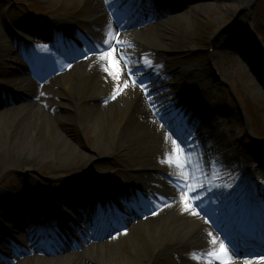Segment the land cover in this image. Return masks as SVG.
<instances>
[{"label": "rangeland", "instance_id": "1", "mask_svg": "<svg viewBox=\"0 0 264 264\" xmlns=\"http://www.w3.org/2000/svg\"><path fill=\"white\" fill-rule=\"evenodd\" d=\"M6 1L8 2L6 7L10 8L16 17L20 16V18L25 19L29 17L32 22L41 23V21L50 18L47 16L57 15L66 19H70L73 16L83 17V12L90 10L94 0L92 2L89 1L86 6L85 4L81 5L77 0ZM223 3L228 5L224 11L221 6ZM206 5H210V7L213 5L214 7L207 8L203 13L196 11L201 6L208 7ZM238 5L242 6L239 7ZM163 14L166 15L168 20L176 15L185 14V16L179 24L176 23L172 27L167 26L165 28L159 25L153 32L148 33V41L144 47L145 50L149 49L150 51V49H154L159 53L160 59L165 62L163 70L170 73L169 80L171 82L178 78L179 71L186 72L189 75V78L182 79L179 82L189 87L184 91L179 102L174 105L176 114L181 115L184 113L185 104H187L188 100L192 99L194 91L200 92V85L195 84L197 82L205 83L207 80H210L208 84L213 85L210 100H219L222 106V113L217 115V119L224 116L222 118L224 123L231 126V132L235 134L236 138L233 142L237 143L240 133L242 134L243 124L247 122L248 132L252 141L260 142L256 144V147L264 149V0H204L200 2L196 1L188 6L184 2H178L171 10L167 13L163 12ZM9 16L10 14L5 13L0 19L1 59H4L5 56L4 37H6L2 31L1 23L3 20L9 18ZM34 27L36 26L30 25L27 29L31 30L33 28L36 31L38 27ZM211 43H214V50L212 52L208 50ZM239 48L244 52L243 55L238 54L237 49ZM17 63H20L18 59ZM104 64L108 67L109 72H111L112 68L106 62ZM100 68L103 67L100 65ZM15 69L18 68L16 67ZM192 70H195L194 72L198 74L190 78ZM245 71L249 72V76L245 74ZM102 73L108 76L104 70ZM203 74L205 80L201 82V78L199 77ZM251 75L254 77L253 80L257 79L255 84ZM120 76L121 70L119 69V78ZM17 77V74L10 70L2 72L0 74V91L2 92V88H13L15 82L18 81ZM108 79L112 82V85L114 84V88L111 86V89L108 90L107 97L111 98L114 95L113 93L116 92L117 81L113 79L112 75H109ZM9 82H11L10 85L8 84ZM258 83H261L262 87ZM77 84V78L70 77L65 80V85L69 89L66 96H64L65 92L63 89L65 90V87L63 85L59 92L55 89V85H52L49 91L54 97L49 98L46 104H41L45 109L44 113L50 116L49 119L52 121V124L46 127L43 133L44 146H40L41 148L38 149L39 145L36 143L30 149L34 152L35 158L40 159L41 163L38 167H35V172L29 173H27L26 169L29 164L28 160H22L18 168L14 167L18 164L12 161L13 158L18 159L17 157L19 156L22 159L27 150L26 147L17 145L10 150V144L13 137L18 134L20 124H25L23 120L25 116H20L19 113H15L16 115L11 114L8 109L12 107H6L12 105L11 98H17L19 95L9 90H4V96L0 98V103L5 105L1 114L6 113L3 117L5 119L0 117V208L1 206L6 207L2 203L7 202L8 198H4V195L7 193H11L13 195L11 199H13L16 195L30 192V188L34 187L45 192V194H49L56 185L62 186L63 183H66L67 179L79 177L83 172H87L88 170H90L88 173L92 174L100 173L102 172L100 170H103L113 172V175L120 179L134 180L135 182L140 180H135L132 177H136L137 179L138 173L145 171L152 174L151 179H153L152 184L155 189H160L165 195L177 192V199L171 198V201H167V204L164 206L165 208L162 207L154 215L152 214V216L159 215L160 217L164 214L159 224L156 223V226L163 225L167 219H170L169 217H182L185 216V212L193 210L192 204H190L188 210H185V202L190 199L187 191L184 193L186 200L182 201L181 199L182 194L180 189L184 183L182 181L188 178V172L181 171L174 166L170 167L166 163H161V160H164L166 155L171 153L172 141L175 140L172 136L173 134L170 133V126L163 122L157 116V113L153 111L148 99L142 96L139 87L128 82L126 90L121 89L123 97L120 98L119 103L108 110L109 118L103 128L105 143L102 145V149H105L104 151H107L109 155L107 158L100 159L97 154H94L95 152H90V148L95 145L97 146L93 142L97 138L86 137L85 127H90V133L93 132L92 124L85 123L86 114L83 115L80 113V110L76 114L64 107V104L69 103L71 100V94L74 92ZM216 92L218 95H215ZM87 97L84 95L79 99L82 101ZM126 104H129L131 107L126 108ZM99 105L101 106L102 104L99 103ZM100 110L103 111L104 109L100 108ZM127 110L130 112L128 113ZM147 113L148 115L150 114V117L152 116V122L158 127L156 128L163 132V137H161V140H158L154 135L150 136L149 141L151 143L157 142L158 144L154 146L149 143L148 147L139 153L140 139L137 135L129 134L127 129L134 126L140 120L149 124V121L146 119L148 117ZM185 117L186 115L180 120L185 119ZM210 127L213 130L214 123H211ZM118 131L121 132L123 138L121 141H117V137H115ZM59 137H64L65 140L77 147L85 158L81 160L83 162L72 164L69 163L72 159L69 158L66 161L64 157H60L57 154L56 150L60 147L57 145ZM125 138L128 145L131 146L130 148L126 146ZM216 142L223 147L225 141L217 137ZM250 152L256 153L252 150ZM218 158L223 162L228 160V156L224 153H220ZM158 165L163 166V168H160ZM57 166H65V168L59 169L60 167L56 168ZM51 169L57 172H52ZM226 170L228 171V168ZM19 176L30 178L32 181L29 182V185H24ZM166 177L174 179L177 183ZM143 182L145 181L143 180L140 183ZM173 199L180 203H173ZM158 201L157 198V202L152 203L151 210L157 208ZM5 209L4 211L0 210V229H5L7 226L15 230L17 223H21V220L16 217L18 215L17 212L9 209H6V211ZM71 215L73 214L68 215L69 218ZM130 217L136 218V221L127 224L126 229H129L127 235H125L122 241L112 246L110 245L113 248L115 247V254L123 253L126 255L128 251H131L132 244L134 245L137 240L131 239L128 234L132 230L130 226L132 227L133 224L140 221L141 217L137 216L136 213H131ZM2 233L5 234V232H1V235ZM24 242L29 244L30 239L25 237ZM45 246L40 245L39 247ZM44 250L51 253L53 257L67 254L66 252L59 254L63 251L62 248ZM22 263L23 261L19 262V264Z\"/></svg>", "mask_w": 264, "mask_h": 264}, {"label": "bare ground", "instance_id": "2", "mask_svg": "<svg viewBox=\"0 0 264 264\" xmlns=\"http://www.w3.org/2000/svg\"><path fill=\"white\" fill-rule=\"evenodd\" d=\"M79 3L87 4L89 1L93 0H77ZM175 0H119L116 3H112V0H95V3L90 8V10L85 11V17L87 18V22L85 25L90 28H95L98 30V33L92 32L86 29V31L92 36L90 37V40L93 41V37H97L100 32L104 33L109 31V28L113 30L115 34L119 35L120 40L123 42H127L129 44H136V49L129 51L134 52H144V46L148 41V33L153 32L159 25H149L150 27H145L143 29L139 28L140 25V19L138 17H134L137 11L141 9L146 12H155V18L159 17L160 14H162L163 11L171 10L175 6L173 3ZM201 1V0H198ZM120 2H125V7L119 8L117 5ZM217 3V1H216ZM8 2L6 0H0V19L1 17L7 13L10 14L9 18L3 21H6L5 23V29L7 37H4L5 39V50H4V59L6 60L5 65L9 67L10 69L18 68L16 73L18 82L16 81L15 84L19 86V88L24 90V93L27 92L30 95H26L25 98V104H21L19 106H16L15 108H10L9 113L15 114L19 113L20 116L24 115L25 117L23 120L25 121V124H20V127L18 128V134L15 135L12 139V142L10 144V150L12 148H15L17 145H22L26 147V152L21 157L13 158L12 161L17 163V167L22 163V160H28L29 164L26 167L27 173L34 171L35 167L40 165L41 161L39 158H35L34 152H32L30 149L33 145L38 143V149L44 146V136L43 133L45 132V128L49 127L52 124V121L49 119L50 116L45 114V109L41 105L44 101L37 99L32 91L34 89V86L32 83L28 82L27 78L23 77L22 74L26 75H32L34 77L39 78H48L46 79V82L48 83L47 90L52 88V84L56 83L58 85L63 84L65 85V80L68 79L70 76L77 77L78 76V85L76 86L75 92L71 94V100L68 104H64V107L73 111V113H76L80 110V113L83 115L86 114V122L87 124H92V130L93 132L90 133V127H85L86 131V137L90 138H97L96 141H93L97 146H93L90 148V152H95L94 154H97L100 159L107 158L109 153L107 151H104L105 149H102V145H104V131L103 128L105 127L109 114L108 110L114 107L116 104L119 103L120 98L123 97L121 94L116 95L115 98L105 101L106 104L99 105V101L103 100L105 97L108 96V90L111 89L112 82L109 81L108 76L110 73H107L108 76H105L104 73L101 72V69H95L90 70V72L87 71V69L90 66V64L84 63V62H75L78 56L87 55L94 53L96 49L92 47L90 44H88L87 41V35L83 31L84 39L83 42L87 45L78 44L82 43L81 40H78L76 43V50L74 51L73 56L71 57L72 64L68 66L69 75L67 74V69H56L55 72L52 74L50 70H44V71H38L36 67H34L32 64V61L36 57V50L31 45L35 44L36 40H33V42H30L29 38L26 36L25 33H27V25L28 22L22 20V18H19L15 16V13L11 11V9L7 8ZM218 4V3H217ZM216 4V5H217ZM208 7H199L196 9L197 12L203 13L206 11L207 8L214 7L213 5L210 7V5H206ZM223 11L227 9L228 5L223 3L222 5ZM239 6V5H238ZM242 6V5H241ZM239 6V7H241ZM241 9V8H240ZM185 14L179 15V16H173V18L169 19L164 18L165 21L161 23L160 25L162 27H172L176 23H180L181 20ZM144 20L149 19L148 16L143 14ZM141 18V19H143ZM2 21V20H1ZM167 21V22H166ZM75 24V23H70ZM161 27V28H162ZM39 29L42 30L43 33L48 35L50 37L52 42H56L57 39L60 40V42H63V39H67L66 36L62 35L61 31L55 32L54 29H49L46 26H42ZM141 29L140 31H136V29ZM19 31H22L21 33ZM59 33V34H58ZM62 44V43H61ZM63 45V44H62ZM123 45V44H121ZM64 46V45H63ZM62 51H65V46ZM239 55H243L244 52L241 51V49H237ZM21 60V64L17 63V59ZM48 59V58H47ZM24 63H29L30 65L27 66V69H23ZM85 64V65H84ZM62 65H65L63 63ZM16 66V67H15ZM249 66V65H248ZM250 67V66H249ZM26 68V67H25ZM20 70V71H19ZM20 72V73H18ZM57 73V75H55ZM41 74V76H40ZM52 74V75H51ZM180 74V73H179ZM245 74L249 76V72L245 71ZM22 75V77H20ZM54 75V77H52ZM50 76V77H49ZM178 76H186V74H180ZM252 76V75H251ZM254 77L252 76V80ZM20 80V81H19ZM176 80V79H175ZM257 80V79H256ZM256 80H253L254 84L256 83ZM259 82V81H258ZM34 84V83H33ZM260 87H262L261 83H258ZM264 84V82H263ZM35 85V84H34ZM258 85V87H259ZM37 86V85H35ZM38 87V86H37ZM114 88V86H113ZM117 88V85H116ZM67 92V87L65 88ZM125 89V87H124ZM155 92V91H154ZM157 93H154V95ZM65 94L64 96H66ZM88 96L86 99L80 101V97L82 96ZM167 95V94H166ZM177 94H173L172 98H178L176 96ZM29 101V102H27ZM129 103V102H128ZM163 104L170 105V101L168 102L165 100ZM127 107L129 104L125 105ZM100 108L104 109L103 111L100 110ZM170 108V107H169ZM131 110V109H130ZM168 110V108H167ZM3 110L0 111V117L2 119L6 113L1 114ZM5 111V110H4ZM128 111V110H127ZM130 111H128L129 113ZM206 113L209 114V112L206 110ZM16 115V114H15ZM148 117H146L147 121H149V124H146L145 121L140 120L134 126L129 127L127 129V132L129 134L137 135V137L140 139L138 152L141 153L144 151L148 144H152L156 146L158 143H151L149 141L150 136H155L158 138V140H161V137H163V132L158 130L157 125L152 122V118L150 117V114H146ZM27 116V117H26ZM157 127V128H156ZM124 132V131H122ZM117 137V141L123 140L121 136V132L118 131V133L115 135ZM134 137V138H137ZM57 139V138H56ZM130 139V138H129ZM128 139V140H129ZM148 139V140H147ZM57 145L60 146L59 149H57V154L60 155V157H64L66 161L68 159H72L69 163H76L83 162L81 160H84L83 154L71 143H69L67 140H65L64 137H59L57 139ZM126 142V146L130 148L131 146L128 145L126 138L124 139ZM135 140V139H134ZM131 144V143H130ZM41 146V147H40ZM99 152V153H98ZM122 154V153H121ZM68 155V156H67ZM117 155V154H113ZM112 155V156H113ZM35 158V159H34ZM106 161V160H105ZM114 161V160H113ZM104 162V161H102ZM64 163V162H63ZM67 163V162H66ZM159 166V165H158ZM60 167V168H59ZM160 168H163V166H159ZM55 168V167H54ZM52 168V169H54ZM56 168L63 169L65 166H57ZM55 168V169H56ZM52 172H57L56 170H52ZM143 169V168H142ZM15 170V169H14ZM16 171V170H15ZM138 178H150V182L153 181L151 179L152 174L148 173H138ZM252 175L246 176V179L251 178ZM21 181L24 185H29V182L32 181L30 178H26L24 176H19ZM135 180L136 177H132ZM264 183V182H263ZM250 183L246 182L244 184L240 183V188H238L235 192L236 198L234 199V204H245V206H250V195H249V187ZM34 186V185H33ZM72 187H81L80 184L76 182H70L66 186L59 188L55 192V197L59 196V198L63 195V188L69 189ZM34 187L30 188V194L35 196L36 193H34ZM61 189V190H60ZM128 190V189H127ZM127 190L124 188H109V195L110 197L115 201V199L112 197V194H119L124 195L127 193ZM11 193H7L4 195V198H8L6 203H2L6 207L1 206L0 210L4 211V208H8V206L13 207L14 209H18L20 207L19 200L21 199H11L12 198ZM22 197H28L27 195H24ZM10 198V199H9ZM167 201H171V198L177 199V192L171 193L166 196ZM173 203H180L178 201H175ZM1 202V201H0ZM95 202V203H94ZM99 200L92 201V204L98 203ZM33 206H35L36 210L39 212V217L37 220L41 218V216H47L50 218V220H55L56 225L59 223L65 224L68 219L66 218V215H64L63 211L59 209L58 207H55L51 202L45 200H34ZM116 209L118 210L119 214L127 215L128 213L123 210V203L117 204L116 203ZM245 206L238 210L237 212H232L234 214V220L232 223H227L224 220V226L226 225H240L245 222H250L252 217H254L256 220L259 218L264 217V212L260 211L259 209H247ZM3 207V208H2ZM191 210V209H190ZM200 210L205 211L209 217L212 216L211 213V207L210 204L207 202L203 203L200 206ZM230 208L226 209L225 212H229ZM21 213L26 215L22 218V221L20 224L16 225L15 230L13 228L5 229V236H7L14 244H16V248H18L17 251L14 249H9L6 241L2 238H0V264H10L15 260V258L19 254H26L31 253L32 248H27V244L24 242L26 236H32V234L36 230V237H52L53 239L58 238V235L55 231H52L51 233H44V230L41 228H35L33 216L30 214V211L28 210V207H24L20 210ZM97 214V211L96 213ZM204 214V213H203ZM164 215V214H163ZM162 215V216H163ZM159 216V215H158ZM155 216L154 218L148 219L146 221L137 222L136 224H133L132 230L129 232L128 236L131 239H137L134 245L131 246V251L127 252L126 255L122 254H115L114 249L115 247H111L112 245L116 244L117 242H120L124 239V237L120 238V240H110L108 242H112L111 244L105 243L103 244L102 240L104 237L109 236L111 233H115L117 226L112 227L110 231L108 232H99L97 235H89L86 234L88 237V241L91 244V247L85 253H81L78 255L69 254L65 256H60L56 258H42L38 255H31L28 256L25 261L22 264H202V260H196L192 258L193 253H202L205 252L209 247V233H211V238H215L217 241H223L225 242V246L227 247H235L238 249V251H242V247L244 245H235L231 243V240L225 239V232L226 230H221L222 227L218 230H216L219 235H221L223 238L220 239L216 236L213 229L210 228L208 222L203 221L201 218L196 216L195 211L191 210L190 212H185V216L178 217L175 216L174 218L169 217L170 219H167L163 225L156 226V223L159 224L161 221V217ZM97 218H94V224L96 225L99 223L100 218H103L104 215L101 214L99 217L96 215ZM158 221H157V220ZM85 220V219H83ZM88 221L91 220V217L89 215ZM85 222L84 224H89V222ZM37 222V221H36ZM127 223V222H126ZM128 224V223H127ZM155 224V225H152ZM127 226V225H126ZM264 227V223H256V228ZM121 228V227H120ZM127 231V230H126ZM22 232V233H21ZM125 232V231H124ZM223 233V235L221 234ZM256 238V237H255ZM85 240L86 243H88L87 238L85 236L82 237V240ZM95 242V243H94ZM98 242V243H97ZM134 242V240H132ZM248 247H251L253 249H261L260 243L258 242H250V240L246 241ZM102 243V244H101ZM89 245V244H88ZM98 245V246H94ZM111 245V246H110ZM70 246H73L77 248L76 245H73V243H70ZM81 248L85 247L84 245H80ZM94 246V247H93ZM257 249V250H258ZM250 253H253L249 251ZM256 252V251H255ZM257 252H263V251H257ZM255 254V253H254ZM124 256V257H123ZM158 259V260H157ZM160 260V261H159ZM65 262V263H63ZM233 264H264V259H257V260H251V259H238L237 255L233 256Z\"/></svg>", "mask_w": 264, "mask_h": 264}, {"label": "snow or ice", "instance_id": "3", "mask_svg": "<svg viewBox=\"0 0 264 264\" xmlns=\"http://www.w3.org/2000/svg\"><path fill=\"white\" fill-rule=\"evenodd\" d=\"M107 2V0H106ZM117 0H112V3H116ZM108 39H105L102 41L104 44H108V49L105 50V52L99 57L101 61L106 62L111 68L112 71L110 72V75H112L113 79L117 81V88L116 92H119L122 88L128 86V80L125 79L123 84L120 85L119 83V63L115 59V55L119 56L120 59H122L125 63V65H128L131 63V60L129 57H127L124 48H119V51H117V48L119 45L123 44L124 47L130 46L129 43L123 42L120 40L119 35L115 34L111 27L109 28V31L107 33ZM146 66L151 67V62L149 61ZM105 71H108V68L104 69ZM127 73L129 75H135L132 68L127 69ZM135 81H133V84L135 85ZM141 86L146 88L147 86L143 84L141 81ZM115 98V95L113 96ZM161 163H166L170 167L174 166L177 169L181 171H187L188 172V178L185 179L183 186L181 187V199L182 201L186 200V197L184 193L186 191H196L197 187H203V184L201 183V178L206 175L204 172V169L199 164V158L197 157L195 160L192 158V154L190 152H186L180 145L176 144V141H172V151L170 154L166 155V158L164 160H161ZM199 173V175H195V173ZM197 199H200V197L193 196L189 200L185 202V210H188L190 207V204H193ZM210 237L209 240V247L205 252L202 253H193L192 258L196 260H202V264H233V256L239 255L238 249L235 247H227L224 244V241H217L215 238H211V233L208 234ZM225 239H228L225 237Z\"/></svg>", "mask_w": 264, "mask_h": 264}]
</instances>
